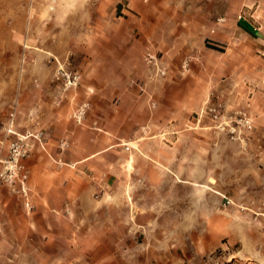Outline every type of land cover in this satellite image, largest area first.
<instances>
[{
	"label": "rangeland",
	"instance_id": "374dc122",
	"mask_svg": "<svg viewBox=\"0 0 264 264\" xmlns=\"http://www.w3.org/2000/svg\"><path fill=\"white\" fill-rule=\"evenodd\" d=\"M244 17L262 26L264 0H0V191L22 188L20 164L35 191L34 154L71 167L73 146L87 154L97 134L110 161L75 167L127 191L126 217L134 205L150 213L145 246L179 264H248L232 257L246 235L264 255V83L244 57ZM218 105L248 111L254 128L221 131ZM18 137L27 154L16 160Z\"/></svg>",
	"mask_w": 264,
	"mask_h": 264
},
{
	"label": "crops",
	"instance_id": "0c3cea01",
	"mask_svg": "<svg viewBox=\"0 0 264 264\" xmlns=\"http://www.w3.org/2000/svg\"><path fill=\"white\" fill-rule=\"evenodd\" d=\"M239 23L246 40L244 57L250 65L257 61V76L263 84L264 24L258 26L247 17ZM258 110L260 122L264 109ZM262 128H257L259 135ZM90 136L93 143L87 154L76 155L74 146V153L69 152L71 167L60 168L54 163L57 159L52 161L41 152L32 156L31 212L18 194L0 191V264H179L168 247L160 251L158 242L151 241L155 246L148 248L138 240L137 230L156 227L157 221L135 205L126 217L127 191H111L101 174L86 176L75 167L90 166L96 157L110 161L107 150L113 145L105 137ZM239 239L243 248L232 257L264 264V255L253 252L248 237ZM194 262V257L184 256V264Z\"/></svg>",
	"mask_w": 264,
	"mask_h": 264
},
{
	"label": "built area",
	"instance_id": "2783aa9c",
	"mask_svg": "<svg viewBox=\"0 0 264 264\" xmlns=\"http://www.w3.org/2000/svg\"><path fill=\"white\" fill-rule=\"evenodd\" d=\"M241 17V16H240ZM150 62H153L154 59H156V56L149 53L148 57ZM163 71V70H161ZM58 78H63L66 80V85L68 84H74L77 82L78 76L71 75L66 71H58ZM220 106H213L211 107V115L212 119L215 121V125L221 130L225 131L228 134L232 136V138H241V136L247 132L251 131L254 128L253 119L250 116L248 111H234V113L230 114H223L220 111ZM82 111H80L81 114ZM14 120H15V113H12V118L10 123L7 125V134L15 132L14 130ZM21 137H18V139L11 141V149L13 151V156L16 160L19 159L20 156H23L27 154L26 149H22V146L20 144ZM62 146H65V142L62 143ZM130 146L127 145V149H129ZM19 170L22 171V188L13 191L16 194H18L23 200L24 204L27 207L28 210L33 209V205L31 203V195L30 191L28 190V186L26 185L25 179L28 177L27 172L25 171V165L20 164L18 166ZM13 181V180H11ZM229 202V201H228Z\"/></svg>",
	"mask_w": 264,
	"mask_h": 264
}]
</instances>
